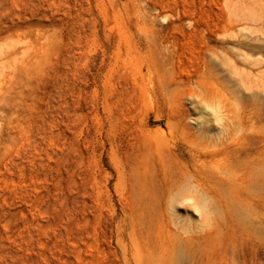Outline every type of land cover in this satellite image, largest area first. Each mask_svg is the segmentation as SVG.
<instances>
[{
	"label": "rangeland",
	"instance_id": "1",
	"mask_svg": "<svg viewBox=\"0 0 264 264\" xmlns=\"http://www.w3.org/2000/svg\"><path fill=\"white\" fill-rule=\"evenodd\" d=\"M209 2L0 0V264H264V92L207 101Z\"/></svg>",
	"mask_w": 264,
	"mask_h": 264
},
{
	"label": "bare ground",
	"instance_id": "2",
	"mask_svg": "<svg viewBox=\"0 0 264 264\" xmlns=\"http://www.w3.org/2000/svg\"><path fill=\"white\" fill-rule=\"evenodd\" d=\"M205 82L207 101L215 90L225 96L226 82L234 80L253 98L264 92V0H224L222 8L206 7Z\"/></svg>",
	"mask_w": 264,
	"mask_h": 264
}]
</instances>
